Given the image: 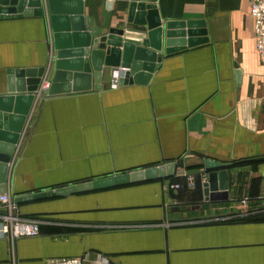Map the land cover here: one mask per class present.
<instances>
[{
    "label": "crops",
    "instance_id": "1",
    "mask_svg": "<svg viewBox=\"0 0 264 264\" xmlns=\"http://www.w3.org/2000/svg\"><path fill=\"white\" fill-rule=\"evenodd\" d=\"M80 1L84 23L90 19L101 35L117 29L123 40H145L146 28L128 22L130 5L141 3L154 6L161 23L203 21L208 42L165 56L144 84H113L114 69L103 66L101 90L93 89L92 73L89 91L35 97L7 163L4 194L12 200L170 163L174 174L17 205L20 218L38 221L39 233L13 239L0 218V264L76 257L85 264H264V161L256 162L264 157V64L251 0ZM41 8L43 17L0 19V94L8 70L45 68L38 91L47 90L46 0ZM205 160L228 166L227 200L208 198L213 172ZM243 198L247 209L238 206Z\"/></svg>",
    "mask_w": 264,
    "mask_h": 264
},
{
    "label": "water",
    "instance_id": "2",
    "mask_svg": "<svg viewBox=\"0 0 264 264\" xmlns=\"http://www.w3.org/2000/svg\"><path fill=\"white\" fill-rule=\"evenodd\" d=\"M46 4L53 44V55L48 65L53 66V73L48 89L38 91L40 75L45 68L36 71L8 70L5 92L0 94V195L5 193L7 163L15 150L35 97L89 91L92 88V73L95 83L93 89L101 90L99 83L103 66L126 70L118 82L119 86L144 84L149 81L165 56L208 42L203 21L161 23L152 5H130L128 22L145 27L147 31L145 40L130 42L123 40V30L110 29L107 34L101 35L100 30L91 28L90 19L86 20V25L82 18L80 0H46ZM43 16L41 0H0V19ZM261 161H264V157L256 159V162ZM227 167L209 160L204 161V170L213 172L209 174L206 186L210 200L228 199V177L225 170ZM174 170L173 164H163L54 190L34 191L12 197V201L15 205H20L163 180L172 177ZM214 176L218 181L217 185Z\"/></svg>",
    "mask_w": 264,
    "mask_h": 264
},
{
    "label": "built area",
    "instance_id": "3",
    "mask_svg": "<svg viewBox=\"0 0 264 264\" xmlns=\"http://www.w3.org/2000/svg\"><path fill=\"white\" fill-rule=\"evenodd\" d=\"M250 15L253 19V31H254V44L255 51L258 59L264 64V0H251ZM125 69L120 67L115 68L111 72V80L113 84H118ZM46 89H48L49 83H44ZM188 186H193V177L188 174L185 176ZM171 190H178L180 186L174 184ZM250 200L243 198L238 201V206L247 209L249 208ZM0 207L7 212V215H3L1 230L4 234H10L13 239L16 238H34L39 233V223L34 219H22L17 213V205L9 198V196L0 195ZM44 264H85L83 258H56L45 261Z\"/></svg>",
    "mask_w": 264,
    "mask_h": 264
},
{
    "label": "trees",
    "instance_id": "4",
    "mask_svg": "<svg viewBox=\"0 0 264 264\" xmlns=\"http://www.w3.org/2000/svg\"><path fill=\"white\" fill-rule=\"evenodd\" d=\"M245 163H237V164H235V165H244Z\"/></svg>",
    "mask_w": 264,
    "mask_h": 264
}]
</instances>
